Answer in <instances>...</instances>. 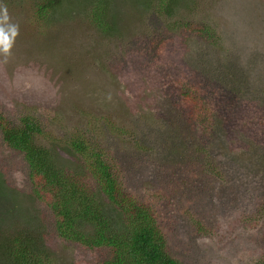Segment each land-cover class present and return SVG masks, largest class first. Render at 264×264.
<instances>
[{"label": "rangeland", "instance_id": "374dc122", "mask_svg": "<svg viewBox=\"0 0 264 264\" xmlns=\"http://www.w3.org/2000/svg\"><path fill=\"white\" fill-rule=\"evenodd\" d=\"M188 4L191 16L197 15L192 19L214 26L207 27L215 30V43L177 28L170 34L162 22L155 35L143 19L148 36L96 43L98 54L110 56V72L102 79L114 81L98 83L93 94L85 74L70 80L73 74L56 71L62 62L46 56L63 48V58H92L90 36L78 35L76 23L35 21L34 0H0L6 40H0V111L16 123L26 113L40 118L44 144L69 138L72 129L108 125L113 115L124 133L105 137L102 131L99 140L117 158L129 190L157 213L170 253L183 264H254L264 253V0ZM83 41L86 52L80 51ZM71 47L77 50L70 53ZM60 78L62 86L68 80L65 95ZM191 89L204 100L196 104L181 95ZM209 107L208 117L198 120V112ZM199 147L214 152L226 175L207 170V152ZM0 172L14 188L31 192L27 162L1 132ZM47 243L58 255L56 264L102 261L101 252L77 248L56 231H48Z\"/></svg>", "mask_w": 264, "mask_h": 264}, {"label": "trees", "instance_id": "16d2710c", "mask_svg": "<svg viewBox=\"0 0 264 264\" xmlns=\"http://www.w3.org/2000/svg\"><path fill=\"white\" fill-rule=\"evenodd\" d=\"M189 1L34 0L37 7L34 19L47 20L51 25L62 20L66 25L76 23L72 27L78 29L80 26L81 32L72 31L70 36L87 34L95 42L90 47L94 63L89 53L84 54L81 61L71 60V54L63 58L64 54L67 55L63 48L57 55L45 53L62 62L56 71L73 74L70 80L75 76L82 79L80 75L85 74L86 87L93 88L91 93L94 94L98 83L113 84L114 81L113 76L110 82L102 79L103 74L110 72L107 65L110 56L98 54L96 43L103 41L107 44L116 38L125 44L131 38L138 40L141 35L148 36L141 27L143 19H148L143 26L152 24L155 35L162 22L170 34L177 28L176 31L194 33L215 43V30L211 28V34L207 27L209 24L203 26L192 19L197 15L191 16L194 9ZM196 26L200 27V35L195 33ZM209 26L214 27L212 24ZM71 48L70 53L77 50ZM80 51L86 52L84 41ZM94 68H99L102 74L101 71H93ZM87 74H93V79L88 80ZM61 82L60 78V94L65 95L68 80L63 86ZM182 90L181 95L192 102L197 100L196 104L204 100L198 89ZM229 92L234 94L236 88ZM63 95H59L60 98L64 99ZM90 99L87 96L84 103ZM211 108L199 111L196 118H207ZM93 116L98 117L97 114ZM111 117L108 125L72 129L69 138L56 137V142L44 144L39 140V135L45 134L40 118L26 113L16 123L0 111V132L10 147L22 153L28 164L31 184V192L22 193L0 172V264H56L58 255L51 252L47 243L50 230L77 248L101 252L102 261L97 264H183L170 253L167 237L153 207L129 190L117 158L99 140L102 131L105 137L117 131L124 133L116 128L115 118ZM178 141H181V136ZM199 148L207 152V170L220 177L226 175L223 166L220 167L215 160L214 152ZM38 202L43 204L40 208ZM259 257L254 264H264V253Z\"/></svg>", "mask_w": 264, "mask_h": 264}, {"label": "clouds", "instance_id": "9594fccd", "mask_svg": "<svg viewBox=\"0 0 264 264\" xmlns=\"http://www.w3.org/2000/svg\"><path fill=\"white\" fill-rule=\"evenodd\" d=\"M3 11L5 13L4 19H7V9H6V7L3 9ZM3 34H4V30L2 28H0V36H3ZM4 50L7 51V47H5Z\"/></svg>", "mask_w": 264, "mask_h": 264}, {"label": "snow or ice", "instance_id": "6c2138e0", "mask_svg": "<svg viewBox=\"0 0 264 264\" xmlns=\"http://www.w3.org/2000/svg\"><path fill=\"white\" fill-rule=\"evenodd\" d=\"M0 40H3L2 36H0ZM3 42H6V40H3Z\"/></svg>", "mask_w": 264, "mask_h": 264}]
</instances>
